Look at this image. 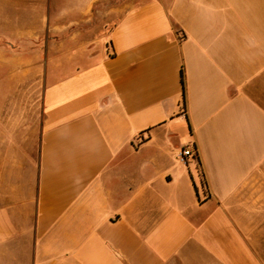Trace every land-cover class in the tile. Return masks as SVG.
<instances>
[{
	"label": "crops",
	"instance_id": "obj_1",
	"mask_svg": "<svg viewBox=\"0 0 264 264\" xmlns=\"http://www.w3.org/2000/svg\"><path fill=\"white\" fill-rule=\"evenodd\" d=\"M106 1L0 0V264H264V0Z\"/></svg>",
	"mask_w": 264,
	"mask_h": 264
},
{
	"label": "rangeland",
	"instance_id": "obj_2",
	"mask_svg": "<svg viewBox=\"0 0 264 264\" xmlns=\"http://www.w3.org/2000/svg\"><path fill=\"white\" fill-rule=\"evenodd\" d=\"M128 1H130V0H107L105 2V5H107L110 8V7L115 6V5L120 6L121 4H124V3L128 2ZM95 14H96V22H95L96 25L95 26L101 27V29L98 30L96 28L97 33H96V35H93V38L95 36L94 40H96L99 36L104 35L106 30L103 29V28L106 27V26L109 27V26L113 25L114 21H115L114 16H113L112 13H109V12H104V13L95 12ZM96 45L97 44H93V43L90 44L91 52H93V51L95 52L97 50V46ZM98 48H99V46H98ZM75 53H76V51L73 54H70V55L71 56L77 55ZM72 63H73V65H75V64L78 65V61L77 60H75ZM9 78H10V76L7 74V71L0 72V82H4L5 81L4 83L7 85V81H8ZM39 78H41V77H39ZM28 83H31V82L29 81ZM41 89H42V86L39 89L40 91L37 94V98H38L37 99L38 100V119H39V121H40V117H41V100H42V90ZM12 96H13V93H10L8 90H6L5 92L4 91L3 92L0 91V100L5 98V101L7 100L6 106H8V107L10 106L9 101H11L10 99H12ZM260 247H261L262 252L264 254V245H260Z\"/></svg>",
	"mask_w": 264,
	"mask_h": 264
},
{
	"label": "built area",
	"instance_id": "obj_3",
	"mask_svg": "<svg viewBox=\"0 0 264 264\" xmlns=\"http://www.w3.org/2000/svg\"><path fill=\"white\" fill-rule=\"evenodd\" d=\"M197 158H198L197 153L190 146L183 147L177 156V159L187 166L189 159H197Z\"/></svg>",
	"mask_w": 264,
	"mask_h": 264
},
{
	"label": "trees",
	"instance_id": "obj_4",
	"mask_svg": "<svg viewBox=\"0 0 264 264\" xmlns=\"http://www.w3.org/2000/svg\"><path fill=\"white\" fill-rule=\"evenodd\" d=\"M181 77H182V84H183V87H184V91H186L184 69H182V71H181Z\"/></svg>",
	"mask_w": 264,
	"mask_h": 264
}]
</instances>
